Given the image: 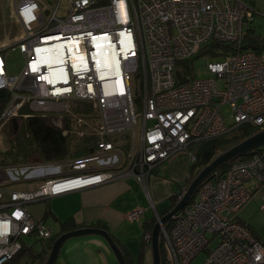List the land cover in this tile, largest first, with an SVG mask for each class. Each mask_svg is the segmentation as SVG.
I'll list each match as a JSON object with an SVG mask.
<instances>
[{
  "label": "built area",
  "instance_id": "obj_1",
  "mask_svg": "<svg viewBox=\"0 0 264 264\" xmlns=\"http://www.w3.org/2000/svg\"><path fill=\"white\" fill-rule=\"evenodd\" d=\"M255 14L242 0H19L15 16L22 38L12 47L24 65L18 76H9L0 55V91L10 94L0 136L12 119L29 116L23 108L61 119L79 103L98 114L93 134L99 140L87 157L45 163L54 165V173L27 174L26 181H39L31 190L6 189L19 180L0 170V264L18 256L25 240L52 239L53 231L31 218L27 205L126 177L145 186L176 155L194 161L190 149L203 141L245 126L264 129V50L240 48ZM213 42L233 44L235 52L221 63H200L210 79H193L191 68L189 74L176 70ZM75 118V128L62 130L63 136L85 135L76 127L84 119ZM252 193H261L263 210L264 162L258 155L233 162L202 184L161 229L167 264H189L204 251V264H264V245L238 218ZM143 213L138 208L126 218L138 221ZM144 242L150 247L151 234Z\"/></svg>",
  "mask_w": 264,
  "mask_h": 264
},
{
  "label": "crops",
  "instance_id": "obj_2",
  "mask_svg": "<svg viewBox=\"0 0 264 264\" xmlns=\"http://www.w3.org/2000/svg\"><path fill=\"white\" fill-rule=\"evenodd\" d=\"M49 1L41 0L47 5L53 4L56 0ZM18 2L19 0H0V55L5 59V63L4 50L16 45L22 38V29L15 16ZM177 156L179 158H176ZM189 165L187 155L178 154L159 166L150 175L145 186L132 177H126L95 188L46 199L43 209L32 212L35 216H41L39 219L44 224L51 219L57 226L56 233H59L62 224L66 222H71L74 230L101 224L105 228L98 226L97 228L107 231L124 257L126 252L132 264H136L144 235V224L155 222L154 212L158 216L165 212L168 200L185 188ZM27 207L30 217H35ZM138 208L144 210L139 222L127 221L126 215ZM148 208L153 212V219L141 223ZM47 242H44L43 247L49 244ZM56 264L118 263L103 238L86 236L67 240L60 250Z\"/></svg>",
  "mask_w": 264,
  "mask_h": 264
},
{
  "label": "trees",
  "instance_id": "obj_3",
  "mask_svg": "<svg viewBox=\"0 0 264 264\" xmlns=\"http://www.w3.org/2000/svg\"><path fill=\"white\" fill-rule=\"evenodd\" d=\"M250 33L251 30H249V28L247 27L240 48L243 51H253L256 53H260L264 50V38L251 36ZM203 52H209L210 54L228 57L235 52V46L233 44L213 42L205 47V50ZM182 68L183 72L189 74V69L191 68L189 64H185L184 66H182ZM9 101V92L6 90L0 91V114ZM82 105L83 104L78 103L70 116L63 115L61 119L59 117H56L54 114L42 115L38 113L36 114L25 112L26 110L28 111V109L23 108L21 110V113L27 114L29 116L25 119H18V133L14 135L12 128L9 125L6 126L2 132L3 135L7 134L12 137V139L8 141V145L16 148V155L14 158H12L10 154H7L4 158H0V165H5L7 164V162H10L11 164H17L20 160L24 162L25 157H32L36 162L39 161L44 164L57 163L61 161L87 157L90 154V150L95 149L96 143L99 140L93 134V131L98 125V114L91 112V109L88 108V106H86L85 104L83 105L84 108L81 107ZM75 117H81L84 119L85 123L81 124L80 126L76 125V127L77 130H82L83 132H85V135L83 137H77L75 134L69 133L68 135L63 136L62 130L71 131L75 128H73V125L76 121ZM8 128L10 131L7 133ZM238 130L240 131V135L230 136L229 134H227L222 137L203 141L198 145L192 147L190 150L194 156V161H190L188 170L189 176L193 175L196 170L208 165L211 160L219 153L224 152L232 145L259 131L258 129L250 126L240 127ZM254 155L260 156V158H262L264 162V148L258 150L253 154L246 155L236 161L246 160ZM225 168L220 170L217 174H222ZM170 200L172 201V206L166 209V211L159 215V217L166 215L176 205V195L173 198H170ZM154 224V221H150L149 223L144 224V235L141 242L140 251L138 252L136 264H145V251L149 246L145 245L144 236L148 233L151 234ZM97 226L105 228L101 224H98ZM97 226L95 225V227ZM72 230H74V226L71 222L63 223L59 233H56L55 236H52V239L47 242L49 244H47L46 247H43L40 252H33L31 248L24 247L18 254V256H16L8 264L17 263V260L24 254L27 255L29 260L32 262L44 260L45 256L50 250L53 241L60 234ZM42 243L44 244V242ZM159 251L161 264H167L162 242H160ZM125 260L126 264H132L131 259L127 257L126 252Z\"/></svg>",
  "mask_w": 264,
  "mask_h": 264
},
{
  "label": "rangeland",
  "instance_id": "obj_4",
  "mask_svg": "<svg viewBox=\"0 0 264 264\" xmlns=\"http://www.w3.org/2000/svg\"><path fill=\"white\" fill-rule=\"evenodd\" d=\"M47 1H49V0H47ZM51 1H54V0H50L49 2H51ZM94 1L98 2L99 4H103L105 2V0H94ZM242 1L257 13L254 15L253 22L248 27L249 30H251V33H250L251 36L264 38V1H262V0H242ZM14 47H10L8 49H5L3 52V53H5V56H6L5 57L6 58V71H7V74L9 76H18L20 74L21 70L23 69V65H24V59H23L22 55L18 51H13ZM224 60H225V56L210 54L209 52H203L201 55H199L198 58L191 59L190 61H187L184 64L178 65L176 67V70H182L181 69L182 66H184L185 64H189L191 67V72H190L191 75L190 76L193 79L206 80V79H210L212 76L207 72L206 67L200 63L203 61H205L207 63H221ZM90 111L93 112L92 110H90ZM25 112L33 113L30 110H28V111L26 110ZM221 112L226 118H229V116L231 115L230 110L227 106H223L221 108ZM137 113H138V125L136 127V131L138 134L140 131V126H141V111L137 110ZM148 126H150V123L148 124ZM9 131L10 130L8 128L7 133ZM229 135L230 136L240 135V131L235 130L234 132L229 133ZM0 137H1L0 138V158H4L7 154H10L11 157L14 158L17 150L15 147H11L10 145H8V141L10 139H12V137L7 135V134H5V135L2 134V136H0ZM181 154L185 155L183 153H181ZM219 154H221V153H219ZM179 156H181V155H179ZM179 156H177L176 158H179ZM24 159H25L24 162L20 160L21 162L19 161L17 164L14 162H13L14 164L7 162V164H5V165H0V170H5L4 174L8 178H9L8 172H10L15 178H17L19 180V183H12L9 179V183L10 182L11 183L4 186L6 189L16 190V191L31 190L37 186V182H39V181H37V180L26 181L25 176H27V174H30V176H38L41 174L40 176H42V174H47L51 171H53L51 173H54V169H53L54 165L45 166L46 164L41 163L39 161L36 162L35 159L32 157L31 158L25 157ZM93 165H95V162H92L91 164H89V166H93ZM45 169H46V172H44ZM201 169L196 170L193 175H190L187 179V182L189 183L191 181V178H193L195 176V174ZM25 170L27 171V172H25L26 175L21 174V171H25ZM40 176H38V177H40ZM169 176L170 175L168 174V180L170 179ZM252 185H256V184L253 183ZM45 203H46V200H43V201H40V202H37L34 204H29V205H27L28 206L27 208L29 209L30 213L33 214V216H35L32 211L36 210V209H40V208L43 209L45 207ZM261 205H262L261 193H252V198L242 208V210L238 213V218L253 233H255L259 237L260 241L264 245V209L262 210L260 208ZM170 206H172V201L168 200L167 209ZM134 210H132V211H134ZM132 211H130V212H132ZM40 217L41 216H35L33 218L35 220H40L39 219ZM152 219H153V212H152L151 208L150 209L148 208L145 212V217H144V219H142L141 223H144L147 220H152ZM139 220L137 222H139ZM45 226L47 228H52L53 232L56 235L57 226L54 224V222L51 219L47 220L45 222ZM208 238H210V235H208ZM25 244L27 245L28 248H31V250L33 252H37V253L40 252L44 246V244L42 242H40V241L36 242L34 239L25 240ZM213 247H214V245H209L208 249L211 250V249H213ZM145 254H146L145 255L146 256L145 264H152L150 247L146 248ZM206 257H207V251H204V252L200 253L197 257H195L189 264H204ZM15 264H32V261H30L28 256L24 254L23 256H21L17 260V263H15Z\"/></svg>",
  "mask_w": 264,
  "mask_h": 264
},
{
  "label": "water",
  "instance_id": "obj_5",
  "mask_svg": "<svg viewBox=\"0 0 264 264\" xmlns=\"http://www.w3.org/2000/svg\"><path fill=\"white\" fill-rule=\"evenodd\" d=\"M11 128L13 134L16 135L19 130L17 119L11 120ZM264 148V129L259 130L253 135L237 142L229 147L221 154L216 155L211 162L199 170L191 181L185 187V192L181 200L164 216L156 219L154 227L151 231L150 252L152 257V264H161L160 257V232L170 220L181 211L187 203L194 197L198 188L205 182L212 179L220 170L229 166L236 160L243 158L246 155L253 154L258 150ZM92 153V150H90ZM86 236H99L104 239L108 245L111 253L115 257L118 264H126L125 257L116 245L111 235L104 229L97 227H83L69 232L60 234L52 243L50 250L45 256L44 260L32 262V264H56L60 250L64 243L72 238L86 237Z\"/></svg>",
  "mask_w": 264,
  "mask_h": 264
},
{
  "label": "clouds",
  "instance_id": "obj_6",
  "mask_svg": "<svg viewBox=\"0 0 264 264\" xmlns=\"http://www.w3.org/2000/svg\"><path fill=\"white\" fill-rule=\"evenodd\" d=\"M186 186H187V185H186ZM186 186H185V187H186Z\"/></svg>",
  "mask_w": 264,
  "mask_h": 264
}]
</instances>
